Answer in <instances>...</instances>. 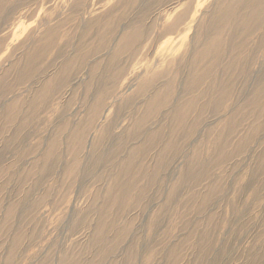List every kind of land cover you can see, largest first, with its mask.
Segmentation results:
<instances>
[{"label":"rangeland","instance_id":"obj_1","mask_svg":"<svg viewBox=\"0 0 264 264\" xmlns=\"http://www.w3.org/2000/svg\"><path fill=\"white\" fill-rule=\"evenodd\" d=\"M0 264H264V0H0Z\"/></svg>","mask_w":264,"mask_h":264}]
</instances>
